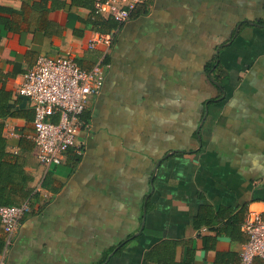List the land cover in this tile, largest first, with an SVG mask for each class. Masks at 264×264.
I'll return each instance as SVG.
<instances>
[{
	"label": "crops",
	"instance_id": "1",
	"mask_svg": "<svg viewBox=\"0 0 264 264\" xmlns=\"http://www.w3.org/2000/svg\"><path fill=\"white\" fill-rule=\"evenodd\" d=\"M83 2L0 0V96L11 105L0 120L32 188L6 264H98L138 229L107 264H143L163 239L180 240L177 258L189 248L198 263L218 251L240 258L245 216L264 207V25L240 22L264 21V0H147L106 56L83 153L70 148L46 169L19 87L42 54L98 60L105 46L88 44L100 17Z\"/></svg>",
	"mask_w": 264,
	"mask_h": 264
},
{
	"label": "built area",
	"instance_id": "2",
	"mask_svg": "<svg viewBox=\"0 0 264 264\" xmlns=\"http://www.w3.org/2000/svg\"><path fill=\"white\" fill-rule=\"evenodd\" d=\"M147 0H96L95 12L112 17L118 26L110 32L95 30L89 47L102 44L103 53L91 67H83L75 56L66 51L57 55L42 54L36 63L27 69L19 87V93L28 97L34 107V141L39 162L46 168L62 163L70 149L83 153L78 135L83 125L82 118L91 97L100 93L104 86L106 56L124 24ZM32 210L29 199L19 204L0 203V223L6 239L0 253V264L7 263L10 245L23 217ZM247 236L240 251L238 264H254L257 258L264 262V207L250 209L243 221Z\"/></svg>",
	"mask_w": 264,
	"mask_h": 264
},
{
	"label": "trees",
	"instance_id": "3",
	"mask_svg": "<svg viewBox=\"0 0 264 264\" xmlns=\"http://www.w3.org/2000/svg\"><path fill=\"white\" fill-rule=\"evenodd\" d=\"M86 6L91 7L95 11L94 0H84ZM96 13V12H95ZM100 17V20L96 22V30L102 32H110L112 29L118 26L117 21L112 17H104L96 13ZM259 22V25H264V21H251L249 19L240 22V26L244 23ZM235 35L231 37L233 40ZM117 38V36H116ZM115 38V40H116ZM219 53H217L214 59L208 63L207 70L212 73L216 67L219 66ZM217 84L222 88L217 78L214 77ZM8 94L0 96V117L6 114H10L11 105L9 104ZM83 117V115H82ZM4 122L0 120V203L1 204H19L26 198L32 196V188L30 187V177L24 169L23 162L19 157H15L13 160L10 153L7 151V138L3 135ZM80 158V155H78ZM133 232L117 244L110 247L109 250L103 253V257L98 264H105L107 257L111 252L115 251L114 254H119L122 250L128 246L133 240L141 236V232ZM6 234L1 227L0 223V253L2 252L5 245ZM183 248L180 240L176 239H163L155 243L152 247L147 249L144 254L143 264H206L198 263L195 260V251L188 249L186 258H177L179 249ZM237 253L235 251H218L216 259L210 264H238ZM107 264V263H106ZM255 264H262L256 261Z\"/></svg>",
	"mask_w": 264,
	"mask_h": 264
},
{
	"label": "water",
	"instance_id": "4",
	"mask_svg": "<svg viewBox=\"0 0 264 264\" xmlns=\"http://www.w3.org/2000/svg\"><path fill=\"white\" fill-rule=\"evenodd\" d=\"M144 215H146V206L144 207Z\"/></svg>",
	"mask_w": 264,
	"mask_h": 264
}]
</instances>
